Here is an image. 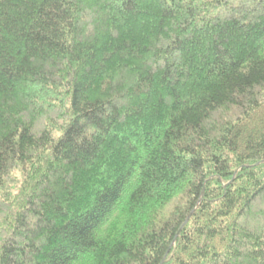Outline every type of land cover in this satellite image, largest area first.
Masks as SVG:
<instances>
[{"label":"trees","instance_id":"trees-1","mask_svg":"<svg viewBox=\"0 0 264 264\" xmlns=\"http://www.w3.org/2000/svg\"><path fill=\"white\" fill-rule=\"evenodd\" d=\"M0 264H264V0H0Z\"/></svg>","mask_w":264,"mask_h":264},{"label":"rangeland","instance_id":"rangeland-1","mask_svg":"<svg viewBox=\"0 0 264 264\" xmlns=\"http://www.w3.org/2000/svg\"><path fill=\"white\" fill-rule=\"evenodd\" d=\"M174 203H175V202L171 203V204L166 208V211H165L166 214L169 213V212L173 209V207H174Z\"/></svg>","mask_w":264,"mask_h":264}]
</instances>
